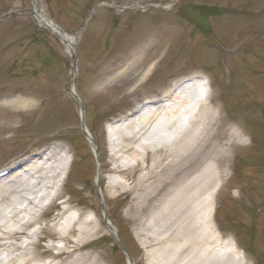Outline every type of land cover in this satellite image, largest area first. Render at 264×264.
I'll return each instance as SVG.
<instances>
[{
    "label": "rangeland",
    "instance_id": "obj_1",
    "mask_svg": "<svg viewBox=\"0 0 264 264\" xmlns=\"http://www.w3.org/2000/svg\"><path fill=\"white\" fill-rule=\"evenodd\" d=\"M37 7L65 33L80 31L74 86L81 102L71 92L67 44L40 26L31 0H0V98L31 99L22 108L0 105V170L53 144L75 155L56 205L26 229L44 228L36 249L61 244L52 226L60 202L70 199L100 227L84 252L104 264H128L120 240L135 264L150 262L149 248L135 234L138 225L125 214L127 197L102 200L107 168L113 166L107 164L109 130L151 96L202 76L214 106L246 139L233 149L211 225L252 264H264V0H37ZM83 125L93 133L95 149ZM103 214L117 227L119 240L104 226ZM25 235L16 241L27 240Z\"/></svg>",
    "mask_w": 264,
    "mask_h": 264
},
{
    "label": "bare ground",
    "instance_id": "obj_2",
    "mask_svg": "<svg viewBox=\"0 0 264 264\" xmlns=\"http://www.w3.org/2000/svg\"><path fill=\"white\" fill-rule=\"evenodd\" d=\"M36 15L60 34L73 54L76 36L59 31L43 14ZM202 80L193 76L176 82L109 130L107 164L113 166L107 168L102 200L127 197L125 214L138 225L135 234L141 246L149 248L148 264H252L211 225L217 192L231 174L233 149L245 145L246 139L240 128L225 121L212 103L213 95L199 90ZM75 90L72 84L71 92ZM29 104L28 97L0 98L4 106ZM83 131L95 149L93 133L87 126ZM74 156L70 147L53 144L15 160L0 177V264H104L98 255L83 251L88 238L100 231L96 217L70 205V199L60 202L52 226L60 245L38 251L36 239L44 228L26 231L41 221L47 206L56 205ZM107 227L116 235L109 217ZM18 234H26L27 240L16 241Z\"/></svg>",
    "mask_w": 264,
    "mask_h": 264
},
{
    "label": "water",
    "instance_id": "obj_3",
    "mask_svg": "<svg viewBox=\"0 0 264 264\" xmlns=\"http://www.w3.org/2000/svg\"><path fill=\"white\" fill-rule=\"evenodd\" d=\"M32 2H33V7H34V9L32 10V13L35 15L36 12H37V10H35L36 1H35V0H32ZM46 26L49 28V30H50L51 32H53V31L50 29V27H49L48 25H46ZM53 33H54V32H53ZM71 60H72V70L74 71V70L76 69V65H77V54H76V52H73ZM74 78H75V76H74V74H73V76H72V83H74V80H75ZM74 96H75V98H76L77 100L80 101V98H79L76 94H74ZM80 102H81V101H80ZM104 224L107 226V220L104 221ZM120 244H121V246H122L121 241H120ZM122 248H123V250L125 251V249H124L123 246H122ZM129 259L132 261V258H131L130 256H129Z\"/></svg>",
    "mask_w": 264,
    "mask_h": 264
},
{
    "label": "trees",
    "instance_id": "obj_4",
    "mask_svg": "<svg viewBox=\"0 0 264 264\" xmlns=\"http://www.w3.org/2000/svg\"><path fill=\"white\" fill-rule=\"evenodd\" d=\"M205 8H207L206 10L208 11V9H209V11H211V10H213L214 8H212V7H205ZM204 8V9H205Z\"/></svg>",
    "mask_w": 264,
    "mask_h": 264
}]
</instances>
